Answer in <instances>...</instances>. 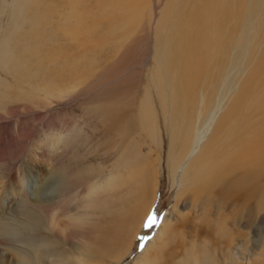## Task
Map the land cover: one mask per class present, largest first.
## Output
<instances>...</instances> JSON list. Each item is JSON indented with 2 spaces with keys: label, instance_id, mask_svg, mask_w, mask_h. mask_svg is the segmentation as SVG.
<instances>
[{
  "label": "rangeland",
  "instance_id": "obj_1",
  "mask_svg": "<svg viewBox=\"0 0 264 264\" xmlns=\"http://www.w3.org/2000/svg\"><path fill=\"white\" fill-rule=\"evenodd\" d=\"M37 1L0 0V42L4 41L0 79L10 86L0 87V255L5 246H11L25 264H61L64 258L66 264H76V259L83 264H264V188L254 194L230 193L225 199L202 197L197 191L181 194L188 188L181 183L180 171L175 173L183 158V135L174 136L177 121L171 120V110L168 116L161 113L157 89L150 80L157 49L164 59L176 21L163 19L165 13L178 18L198 6L189 0ZM147 3L144 16H129L131 10ZM37 6L47 17L32 25L27 15ZM258 12L264 26L263 3ZM68 15L84 17L77 40L55 33L57 23ZM127 17L141 28L121 41L118 36L120 28L129 25ZM84 23L93 27L92 35ZM252 23L245 21L239 28L246 31ZM22 26L31 36L24 43L34 42L22 56L35 74L16 80L4 68L3 52L15 29ZM159 31H163L161 37ZM255 41L254 36L249 38L250 44ZM66 42L74 43L72 51ZM36 44L40 53H34ZM57 53L63 54L60 61L66 57L75 63L54 62ZM145 89L159 120L157 125L144 122L148 128L138 118ZM137 157L133 181L122 184L131 176L128 161ZM101 167L105 169L101 177L90 179L89 172ZM108 178L110 185L105 186ZM98 179L105 190L97 210L90 212L93 230L78 229L72 237L87 239L79 250L70 243L75 239L67 243L57 239L49 215L57 201H62L67 214H74V200L78 198L81 206L88 185ZM31 184L34 193L29 190ZM145 198L151 203L149 228L131 238L132 220ZM174 207L179 217L193 213L192 217L183 220L180 228L177 225L173 241L159 245L161 254L151 251L143 259L162 219L168 215L177 220ZM195 231L201 234L197 248L174 243L184 235L194 242Z\"/></svg>",
  "mask_w": 264,
  "mask_h": 264
},
{
  "label": "bare ground",
  "instance_id": "obj_2",
  "mask_svg": "<svg viewBox=\"0 0 264 264\" xmlns=\"http://www.w3.org/2000/svg\"><path fill=\"white\" fill-rule=\"evenodd\" d=\"M189 1L194 2V6H198L196 10H192L193 13L190 11L187 16L181 14L178 18L173 14L165 13L163 19H176V21L164 52L165 58L160 57L157 49L150 71V80L156 87L157 92H155L159 98L158 108H161L163 116H168L171 110V120L177 121L173 134L175 137L183 135V158L179 161L175 173L180 171L181 183L187 184L188 188L187 191L181 190V194L197 191L202 197L220 199H225L230 193L254 194L264 188V26L259 23L260 12L257 13L258 5L264 4V0ZM37 2L41 4L46 1ZM149 6L150 3L140 5L131 10L129 16L135 19L137 15L141 18ZM195 16L197 19L192 18ZM46 17L47 13L39 6L34 11L31 9L27 15V19H33L32 25ZM128 18L126 19L129 25L120 28L118 38L121 41L129 40L135 33L138 34L141 28V25ZM83 19L84 17L68 15L57 23L58 31L55 33L61 32L65 38L68 36L71 40H77L78 34L83 32L82 25H79L83 24ZM245 21L253 22L246 31L239 28ZM97 22L94 20L95 24L92 23L97 27ZM52 23L49 25L51 26ZM23 28L24 26L16 28L15 31L13 28L9 29L10 33L13 31L14 33L3 52L4 68L16 80H22L28 74H35V71L27 63L25 64L29 60L22 56V52H27L34 44V42L29 43L30 46L24 43L28 38L31 39V36L28 35L27 28V32ZM93 30V27L87 26L86 32L92 35ZM162 32H158L159 37ZM209 35L213 37L212 43ZM251 36L256 40L253 44L249 43ZM4 39L8 38L4 37ZM2 44L4 41L0 42V45ZM53 44H56L55 41ZM173 44H180L181 47L174 50L171 48ZM72 49L73 47L71 51ZM37 51L40 53L36 44L34 53ZM62 55L57 53L54 62L64 66L75 63L66 57L60 61ZM1 86L10 88L6 81L0 79ZM157 116L156 106L150 92L147 91L140 104L138 118L145 128H148L144 122L157 125L159 123ZM139 160L140 157H137L128 161L131 176L130 179L122 181V184L128 185L133 181V168ZM122 161L126 162L125 157ZM104 170L101 167L95 172L90 171V179L101 177ZM21 183L24 184L25 180L22 179ZM175 183L176 177L173 178V184ZM109 185L108 178L105 186ZM141 185L144 189L145 180ZM105 186L99 179L92 181L81 198V206H78V198L74 200L77 211L72 215L66 213L62 201L55 203L56 206L51 210L49 220L57 239L65 243L75 239L76 242L70 243L81 250V245L87 239L83 236L80 237L81 239L72 237L78 229L88 228V232L93 230V218L90 212L99 206ZM29 190L34 193L35 187L31 184ZM183 204L188 205L186 201H183ZM150 205L151 203L145 198L141 211L132 220L131 238L142 235L148 230L150 222L147 214L151 210ZM101 208L105 210L107 207L103 205ZM172 214L177 220L170 219L168 215L162 219L160 228L150 237L151 241L145 249L143 259H146V255L148 256L151 251L161 254L162 248H159V245L173 241V234L182 226V221L190 220L193 213L181 214L179 217L174 207ZM191 221L193 225L192 218ZM9 232L10 229L8 234ZM0 234L3 235L1 225ZM200 235L195 231V236H192L194 242L189 241L184 235L181 240L178 239L179 241L174 243L182 244L184 248L191 243L197 248L196 242ZM4 248L0 255V264H25L18 253L11 251L13 247ZM59 249L64 254V251ZM188 252H190L189 247ZM66 259L64 258L65 261L61 264H66ZM75 262L83 264L84 261L76 259Z\"/></svg>",
  "mask_w": 264,
  "mask_h": 264
}]
</instances>
